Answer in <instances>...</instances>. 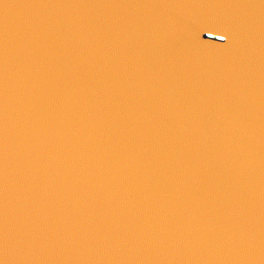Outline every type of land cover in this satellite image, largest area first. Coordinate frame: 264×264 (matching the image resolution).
Returning a JSON list of instances; mask_svg holds the SVG:
<instances>
[{
	"label": "water",
	"instance_id": "water-1",
	"mask_svg": "<svg viewBox=\"0 0 264 264\" xmlns=\"http://www.w3.org/2000/svg\"><path fill=\"white\" fill-rule=\"evenodd\" d=\"M0 264H264V0H0Z\"/></svg>",
	"mask_w": 264,
	"mask_h": 264
}]
</instances>
